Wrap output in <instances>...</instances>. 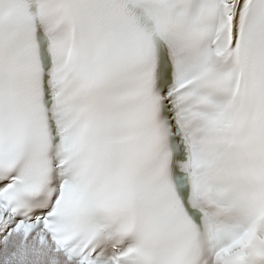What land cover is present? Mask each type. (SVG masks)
I'll list each match as a JSON object with an SVG mask.
<instances>
[{"label": "snow or ice", "instance_id": "1", "mask_svg": "<svg viewBox=\"0 0 264 264\" xmlns=\"http://www.w3.org/2000/svg\"><path fill=\"white\" fill-rule=\"evenodd\" d=\"M0 264H264V0H0Z\"/></svg>", "mask_w": 264, "mask_h": 264}]
</instances>
